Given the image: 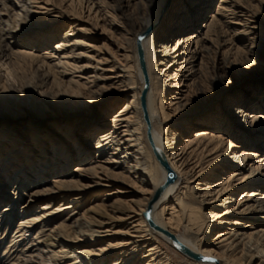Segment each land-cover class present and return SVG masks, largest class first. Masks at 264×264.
Wrapping results in <instances>:
<instances>
[{"label":"bare ground","instance_id":"obj_1","mask_svg":"<svg viewBox=\"0 0 264 264\" xmlns=\"http://www.w3.org/2000/svg\"><path fill=\"white\" fill-rule=\"evenodd\" d=\"M164 1H3L0 264H264V0Z\"/></svg>","mask_w":264,"mask_h":264},{"label":"rangeland","instance_id":"obj_2","mask_svg":"<svg viewBox=\"0 0 264 264\" xmlns=\"http://www.w3.org/2000/svg\"><path fill=\"white\" fill-rule=\"evenodd\" d=\"M6 2V0H0V13H3L2 12V10H3V3L4 2ZM94 1H103L104 3H105V1H106V3L107 2H110V0H94ZM167 1L168 0H165L164 2L165 3H167ZM219 0H211V2H210V4H209V9H208V14H209V12H212V11H214V9L216 8V4H217V2H218ZM7 4V3H6ZM9 12H10V16L11 15H13L12 14V12L11 11H8V14H9ZM207 14V15H208ZM206 15V13L204 14V16ZM7 19V17H2V20H6ZM207 21H209V20H206V22ZM5 28V27H4ZM102 39H100V41H101ZM7 42H9V40L7 41ZM30 47V46H29ZM2 48H1V45H0V50H1ZM36 49V48H35ZM39 49H41V48H39ZM1 61V63H2V61L3 60H0ZM7 62V61H6ZM263 62V61H262ZM3 63H5V62H3ZM5 65H3V68H2V66H1V68H2V74H5L6 76L7 75H9V72L6 70V68L8 67L9 69H13L12 68V66L9 64L8 66H5ZM211 66H212V62H211V60L209 61V65H208V68L206 69L207 70V73H206V77L204 78V79H202V82H201V87H203L204 89H206V90H208V92L209 93H214V92H212V87H211V76H212V71H211ZM23 74H20V76H21V78H22V80L21 81H23V83L25 84V85H29V86H34V81H35V76H34V74H32V72L31 71H24V72H22ZM1 84V83H0ZM3 84V83H2ZM245 85H246V82H244V83H242V84H240V85H238V87L236 88V92H241V91H243L244 89H245ZM4 86V87H3ZM19 85H16V91L14 90V91H10V89L11 88H8V87H6L5 85H2V88L4 89V88H7V90L6 89H4L3 90V92L5 91L6 92V94L8 93L9 95H13L15 98H18V100L19 101H21V102H23L25 99H26V97L25 96H29L30 98L32 97V94L31 93H28V92H26V91H23V89H22V91H20L21 90V87H18ZM19 89V90H18ZM7 94V95H8ZM20 94H21V96H20ZM18 95V96H17ZM205 99V98H204ZM200 102H202V101H204V100H199ZM35 104H34V107L36 108V107H38V108H40L44 113H48L49 114V112H51L52 110L51 109H49V108H47L46 107V104L45 103H42V101H41V98H37V100L34 102ZM262 106H264V105H262ZM216 107H217V105H216ZM264 108V107H263ZM20 111V110H19ZM14 141H15V139H14ZM14 141H11L10 142V144L11 143H14ZM17 141V140H16ZM22 142V141H21ZM17 143V144H16ZM19 143V144H18ZM13 145H21L20 144V142H15ZM25 148V147H24ZM234 152H239L238 154H240V152L241 151H239L238 149H236ZM237 154V155H238ZM257 161V160H256ZM262 169H264V166H263V168ZM28 193H29V189L28 190H26L25 192H24V196L22 195H20V197H19V201H17V207H16V210H17V212L19 211V210H21L22 208H24V207H26L27 206V201H28ZM10 202H13V197L12 196H10L9 197V199H8ZM5 204H2L1 206H0V208H3V206H4ZM16 217H17V215H16ZM16 217H14L15 218V220L17 219ZM17 225H18V223H17V221L16 222H14V224H10V225H7L6 223L5 224H0V240L2 239H4L5 237V242H4V244L2 245L1 243H0V254L5 250V247L7 246V244H8V242H9V240H10V237L11 236H14L15 235V232H16V230H17ZM32 233H28V235H31ZM30 238H32V237H30ZM28 243H29V241L28 240H23V241H21L20 243H19V245L20 246H23V247H26V246H28ZM38 261H39V259H38Z\"/></svg>","mask_w":264,"mask_h":264}]
</instances>
